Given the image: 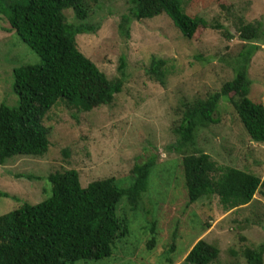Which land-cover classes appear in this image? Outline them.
I'll use <instances>...</instances> for the list:
<instances>
[{
	"label": "rangeland",
	"instance_id": "1",
	"mask_svg": "<svg viewBox=\"0 0 264 264\" xmlns=\"http://www.w3.org/2000/svg\"><path fill=\"white\" fill-rule=\"evenodd\" d=\"M96 4L90 2L89 22L100 26L94 33L78 34L76 45L109 79L119 76L124 57L122 89L111 104L88 111L62 99L51 107L43 120L50 128L48 152L14 156L0 164V214L48 198L51 172L75 169L82 187L112 176L119 178L120 186H127L133 165L155 155L140 209L126 212L125 198L118 205V214L128 219L130 234L113 245L107 258L68 264H187L184 256L200 238L218 246L213 264H246L243 250L264 243L263 188L248 204L228 210L217 196H202L188 205L183 154L170 146L176 141L172 127L177 110L185 101L203 99L233 78L237 57L249 45L239 39L240 27L260 22L264 30V0H209L204 10L211 23L222 27H207L192 39L184 37L165 14L133 19L126 37L119 24L130 0ZM66 14L73 20L70 10ZM7 28L6 16L0 13V104L14 106V67L38 63L40 58ZM262 39L251 42L258 48L252 52L247 73L250 97L264 105ZM152 56L168 60L165 85L146 72ZM220 102L214 114L218 122L199 128L195 147L218 165L240 168L264 180V143L250 139L225 97ZM152 222L157 240L148 249Z\"/></svg>",
	"mask_w": 264,
	"mask_h": 264
},
{
	"label": "trees",
	"instance_id": "2",
	"mask_svg": "<svg viewBox=\"0 0 264 264\" xmlns=\"http://www.w3.org/2000/svg\"><path fill=\"white\" fill-rule=\"evenodd\" d=\"M209 0H130L120 28L129 37L131 21L167 15L186 38L199 36L211 23L204 10ZM90 2L98 0H0L9 28L40 58V62L13 69L14 106L0 104V164L20 155L42 156L49 150V130L43 120L51 107L62 99L77 110L111 104L122 89L126 61L121 57L119 76L112 79L98 69L76 45L81 33H94L100 26L89 22ZM97 5V4H96ZM203 6V7H202ZM202 8V10H201ZM70 10L73 20L66 11ZM231 37V33L228 31ZM262 23H247L239 29V39L248 42L239 53L232 79L220 90L203 99L187 100L178 112L172 130L176 141L170 146L181 152L187 204L200 197L217 196L225 209L246 205L259 190L264 196V180L246 170L218 165L209 154L195 147L199 128L218 122L214 117L221 98L234 107L238 120L250 139L264 143V105L250 97L248 66L252 52L263 41ZM167 59L151 57L147 74L162 85L168 73ZM192 150V152H188ZM64 154L68 155L65 149ZM156 165L152 155L135 163L131 182L120 186L119 178L96 179L82 187L75 169L48 174L51 194L38 203L24 202L17 209L0 214V264H68L99 261L111 256L115 243L130 234L126 216L118 205L126 199V212L140 209L148 188L149 175ZM3 195H7L4 193ZM147 248L156 244L155 223ZM219 248L198 239L184 256L187 264H213ZM246 264H263L264 243L243 250ZM172 263V262H171ZM173 264V263H172Z\"/></svg>",
	"mask_w": 264,
	"mask_h": 264
}]
</instances>
